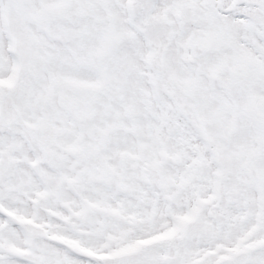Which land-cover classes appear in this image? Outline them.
Masks as SVG:
<instances>
[{
	"label": "snow or ice",
	"instance_id": "obj_1",
	"mask_svg": "<svg viewBox=\"0 0 264 264\" xmlns=\"http://www.w3.org/2000/svg\"><path fill=\"white\" fill-rule=\"evenodd\" d=\"M0 264H264V0H0Z\"/></svg>",
	"mask_w": 264,
	"mask_h": 264
}]
</instances>
